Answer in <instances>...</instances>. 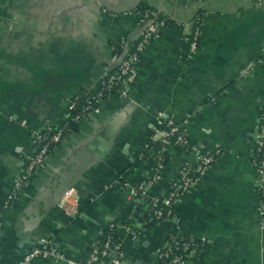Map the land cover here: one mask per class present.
<instances>
[{
  "label": "crops",
  "instance_id": "0c3cea01",
  "mask_svg": "<svg viewBox=\"0 0 264 264\" xmlns=\"http://www.w3.org/2000/svg\"><path fill=\"white\" fill-rule=\"evenodd\" d=\"M142 6L168 23L142 52L127 95L103 100L6 204L35 150L33 132L61 122L69 100L109 74L115 44L132 37L135 45ZM199 11V49L191 54L184 35ZM263 108L264 0H0V264H18L44 238L90 264L106 225L131 207L134 227L117 231L125 264H157L156 249L182 234L208 243L188 264H264L251 159ZM170 116L186 120L190 144L223 153L176 202L171 220L145 227L148 202L129 190L148 171L136 154ZM92 140L109 145L98 161ZM168 156L155 193L171 189L183 164H195V152L180 146ZM78 157L88 169L50 207L66 159ZM33 264L69 263L39 256Z\"/></svg>",
  "mask_w": 264,
  "mask_h": 264
},
{
  "label": "built area",
  "instance_id": "2783aa9c",
  "mask_svg": "<svg viewBox=\"0 0 264 264\" xmlns=\"http://www.w3.org/2000/svg\"><path fill=\"white\" fill-rule=\"evenodd\" d=\"M148 17L149 14L147 12L143 17H139L141 26L144 23L145 26L141 36L135 42L133 52L130 50L128 56L119 62V70L111 74L110 77L104 81L106 86L99 90L96 96H88L86 98V102L84 103L82 110L73 117L75 121L79 123L82 119L90 117L94 112H96L100 108L103 100L107 99L105 96L108 89H112L116 84H121V91L117 94L122 96L127 95L128 85L133 78L135 68L141 59L142 52L154 38L153 33L156 29L165 25L164 20L153 23L151 20L148 21ZM202 22L196 14L191 20L190 26H186L187 31L184 35V40L187 42L191 54H194L199 49L200 27ZM121 43L123 44V42ZM113 60H118L117 54H113ZM104 78L105 77L100 80ZM76 104H78L77 100H74L73 96L67 103L66 110L69 111L74 108ZM94 104H99V106L94 109ZM185 121L186 120L178 121L174 116L165 117L161 121V126L145 142L142 150L144 152L148 151L158 157L163 153L168 155V150L171 146H180L195 152L196 158L194 166L190 167L188 164H183L180 170V179L173 184L169 191L163 194L154 192L156 184L162 178L161 168L163 165L155 168L153 173H149V171H147L144 178L129 187V190L135 199L146 200L149 202L152 215L158 218L165 213L169 216L181 196L198 183L205 172L213 166L217 158L223 153L221 148L202 150L198 146L190 144L186 137V129L184 126ZM45 130H35L33 132L32 141L34 143L35 150L28 156L25 171L14 180L13 191L6 204L17 199L21 188L25 186L28 176L37 168L44 166L49 158V155L53 152L57 145L62 144L66 138L65 135L67 134V131L65 127L58 128L48 138L46 137V134H44ZM154 142H160L161 147L158 148L155 144H153ZM254 146L257 147V151L261 152V157L255 158L252 161L258 176V188L261 192V201L258 205V209L260 211V227L264 229V108L260 116V123ZM142 157H144V154H141L138 159L143 161ZM123 185L126 186V183ZM67 193L68 191L65 194ZM160 203L163 204L162 207L159 206ZM146 217L148 219L149 212ZM121 228L130 230L132 227L115 222L110 223L111 232L107 234L106 240L101 244V247L96 245L98 253L95 256L94 261L90 264H125L127 252L124 247L123 240L117 234V231ZM133 233V239H136L139 232L134 230ZM178 236L179 235L174 236V238H177ZM191 238L195 240L194 237ZM202 241L205 240L202 239ZM51 244H53L52 240L47 238L42 239L40 245L24 256L18 264H33V260L39 256H54L60 260H65L69 264H83L81 262L68 259L65 254L60 252L55 247L47 249V247ZM196 253L197 245L193 241L183 242L182 240L177 239L173 244H169L168 241L166 244L156 249L157 264H160V262L164 264H188Z\"/></svg>",
  "mask_w": 264,
  "mask_h": 264
},
{
  "label": "trees",
  "instance_id": "16d2710c",
  "mask_svg": "<svg viewBox=\"0 0 264 264\" xmlns=\"http://www.w3.org/2000/svg\"><path fill=\"white\" fill-rule=\"evenodd\" d=\"M136 12L140 18L143 17L145 15V13L147 12L149 14L148 21L151 20L153 23H156L157 21L160 22L162 20L165 21V25L168 23L166 17H160L157 19V21H155L156 19H154L151 10L145 6L139 7L136 10ZM197 16L200 18V21L202 22V19L204 18V13L202 11H199ZM144 26H145V23L142 25V29L144 28ZM153 34L155 37V32ZM133 50H134V48L132 47L131 52H133ZM114 54L118 55V60H116L118 62L116 63L114 68L109 72V74H107L105 76L104 79L97 81L95 86L92 89H87V90H84L83 92H80V93H77L76 95H74V100H77L78 104H76L75 107L70 109L69 111L65 110L64 118L61 122H59L58 124L51 125V126L47 127V129L44 131V134H46L47 138L49 136H51V134L53 132H55L58 128H61V127H65V129L67 131V134L65 135V137H66L74 129V127L77 126L78 122L75 121L73 119V117L75 115H77L82 110V107H83L84 103L86 102V98L88 96H96L98 91L106 86L104 81L107 80L111 74H113L114 72L119 70V62H121L122 59H124L128 56V53L124 54V45L121 42L118 44H115ZM120 91H121V84H116L115 86H113L112 89H108L105 97L110 98L112 95L117 94ZM98 106H99V104H94L93 108L96 109ZM153 144H155L158 148L161 147L160 142H154ZM57 146H59V145H57ZM141 154H144V157H142V159L146 162V164H147L146 167H147L149 173H153L154 172L153 170L155 168H157L158 166H161V165L164 166L169 159V156L166 153H163L161 156L156 157V155L151 154L148 151L144 152L143 150H140L139 152H137V154H136L137 158H139V156ZM259 157H261V152L257 151V147L254 146V149L252 150L251 159L253 160V159L259 158ZM162 205L163 204L160 203L159 206L162 207ZM174 209H175V207L173 208V210L169 216L166 215V213H165L161 217L158 218V217H155L154 215H152L150 205L148 202L149 217L145 221L144 226L150 227L154 224L163 223V222H167V221L171 220L174 216ZM134 215H135V212H134L133 208L131 207L125 211L124 215L121 218H119L118 220H114L112 222L119 223V224H125V225H128V226L133 228L134 222H135ZM110 223L111 222H109V224L106 225V227L104 228V232L99 239V246L100 247H101V244L103 242H105L107 234L109 232H111ZM177 239L182 240L183 242H185V241L195 242V244L197 245V252H199L201 250H206V248L208 247V243L206 241H202V240H198V239L194 240L193 238H191L190 236L185 235V234L179 235L177 238L172 237L169 240V244H173ZM83 264H88V263L83 262ZM160 264H164V263L160 262ZM167 264H172V263H167Z\"/></svg>",
  "mask_w": 264,
  "mask_h": 264
},
{
  "label": "water",
  "instance_id": "95a60500",
  "mask_svg": "<svg viewBox=\"0 0 264 264\" xmlns=\"http://www.w3.org/2000/svg\"><path fill=\"white\" fill-rule=\"evenodd\" d=\"M105 6H109L105 3H103ZM134 46V43L132 42V37L128 38L126 41L125 47H124V54L129 53L131 47ZM92 144L97 145V140H92ZM88 146V145H87ZM98 149L94 151V158L96 161L102 159L106 153L109 150V145L102 146V145H97ZM112 146V145H111ZM110 146V147H111ZM87 149H91L90 146H88ZM89 165L88 163H84L82 160V157L75 158L74 160H71V158L66 159L65 165L63 166V173H60L58 177L61 179L60 183H56V186L54 185L55 189L53 191V197L55 199L54 203H50L49 206L52 207L53 204L56 202H59L60 199L63 197V195L69 191L77 182L78 180L82 177L83 173L88 169ZM30 181L31 178H33V174L29 177ZM51 201V200H50ZM37 204V199H34L31 204L30 208L35 207ZM36 211V209H35ZM47 210H40L38 209V212H41L42 214H45ZM40 218V217H39ZM136 218H139V220H143V217L136 215ZM146 218V216H145ZM144 227H141V230H143ZM52 247H55V244H51L47 247V249H51Z\"/></svg>",
  "mask_w": 264,
  "mask_h": 264
}]
</instances>
